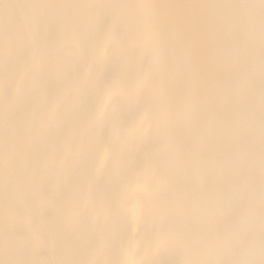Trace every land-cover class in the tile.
<instances>
[{
  "label": "bare ground",
  "instance_id": "bare-ground-1",
  "mask_svg": "<svg viewBox=\"0 0 264 264\" xmlns=\"http://www.w3.org/2000/svg\"><path fill=\"white\" fill-rule=\"evenodd\" d=\"M184 261L264 264V0H0V264Z\"/></svg>",
  "mask_w": 264,
  "mask_h": 264
},
{
  "label": "snow or ice",
  "instance_id": "snow-or-ice-1",
  "mask_svg": "<svg viewBox=\"0 0 264 264\" xmlns=\"http://www.w3.org/2000/svg\"><path fill=\"white\" fill-rule=\"evenodd\" d=\"M170 238H171V237H170ZM183 264H189V262H188V261H184Z\"/></svg>",
  "mask_w": 264,
  "mask_h": 264
}]
</instances>
